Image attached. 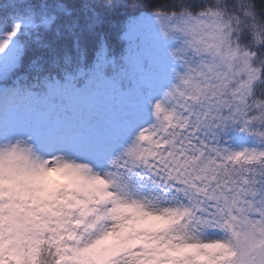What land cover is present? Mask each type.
I'll list each match as a JSON object with an SVG mask.
<instances>
[{
  "label": "snow or ice",
  "instance_id": "1",
  "mask_svg": "<svg viewBox=\"0 0 264 264\" xmlns=\"http://www.w3.org/2000/svg\"><path fill=\"white\" fill-rule=\"evenodd\" d=\"M0 264H264V0H0Z\"/></svg>",
  "mask_w": 264,
  "mask_h": 264
}]
</instances>
